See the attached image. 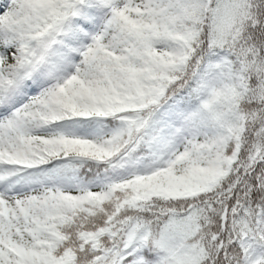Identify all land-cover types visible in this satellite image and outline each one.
<instances>
[{"label":"snow or ice","instance_id":"6c2138e0","mask_svg":"<svg viewBox=\"0 0 264 264\" xmlns=\"http://www.w3.org/2000/svg\"><path fill=\"white\" fill-rule=\"evenodd\" d=\"M0 264H264V0H0Z\"/></svg>","mask_w":264,"mask_h":264}]
</instances>
